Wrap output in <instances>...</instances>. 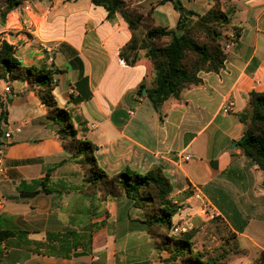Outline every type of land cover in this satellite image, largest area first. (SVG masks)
I'll return each instance as SVG.
<instances>
[{"label": "crops", "instance_id": "crops-1", "mask_svg": "<svg viewBox=\"0 0 264 264\" xmlns=\"http://www.w3.org/2000/svg\"><path fill=\"white\" fill-rule=\"evenodd\" d=\"M123 1L168 30L181 16L176 2L197 15L214 2ZM224 2L233 15L242 13L235 22ZM219 3L230 30L239 32L222 67L199 73V84L159 112L138 94L155 77L141 49L144 31L130 30L120 14L91 0L25 1L0 19V43L11 45L26 68L59 71L54 99L72 115L77 138L96 147L100 169L144 175L160 167L174 203L204 207L224 223L233 237L231 264H264V175L238 147L248 96L264 93V0ZM37 92L26 79L0 80V148L4 130L13 132L1 160L0 264H172L125 196L104 201L85 191L83 171ZM46 175L49 193L40 190Z\"/></svg>", "mask_w": 264, "mask_h": 264}, {"label": "trees", "instance_id": "trees-1", "mask_svg": "<svg viewBox=\"0 0 264 264\" xmlns=\"http://www.w3.org/2000/svg\"><path fill=\"white\" fill-rule=\"evenodd\" d=\"M25 1L29 0H0V8L3 12L1 21ZM165 1L172 2L162 0ZM91 2L104 7L110 15L120 14L130 30L144 31L141 49L146 51L155 77L151 87L147 89L142 85L138 94L146 97L158 112L165 101L170 98L176 99L183 90L199 84V73L217 72L223 65L224 52H221L220 47L214 43L218 36V28L229 25V18L228 14L222 11L219 0H214L203 15L187 10L184 18L180 16L174 30L156 26L149 12L142 14L130 8L123 0H91ZM174 8L181 9L175 4ZM188 16L197 19L195 28L206 33L209 40L207 43H200L194 38V28H187L186 25ZM234 32L239 36L238 30L235 29ZM133 44L132 42L128 49L134 51ZM135 62L134 58L131 63ZM172 71L176 72L174 78L171 77ZM58 74L59 71L45 67H24L15 56L14 48L4 41L0 43V80L26 79L38 89L37 94L47 108L48 119L57 126L58 138L68 144L72 161L83 171L85 191L98 194L104 201L125 196L132 208L142 211L144 216L142 223L146 227V233L154 247L160 253L167 255L166 261L173 263L176 261L175 258L181 261L180 258L183 257L182 264H210L208 259H203L194 251V233L184 232L175 235L176 229L173 231L172 218L180 207L172 202V186L160 167H154L144 175L129 169L108 175L100 169L94 157L96 147L90 142L77 138L78 132L71 124L72 115L68 110L57 106L53 90L55 77ZM248 105L250 115L240 118L245 125V132L238 147L264 175V93L251 92L248 96ZM47 183L48 175L40 183L42 192H50ZM224 227L229 233L225 225Z\"/></svg>", "mask_w": 264, "mask_h": 264}, {"label": "rangeland", "instance_id": "rangeland-1", "mask_svg": "<svg viewBox=\"0 0 264 264\" xmlns=\"http://www.w3.org/2000/svg\"><path fill=\"white\" fill-rule=\"evenodd\" d=\"M236 4L237 1L233 3V6ZM230 8L231 7H229L228 3L224 2L223 10L226 11L230 16V19L235 22V19L242 16V13L236 12V14L233 15ZM196 21L197 19L194 18V16H188L186 22L187 28H194L193 36L196 40H198V42L207 43L209 40L206 33L195 28ZM234 39L235 32L233 30L231 31L227 25L222 28H218V36L214 44H217L220 47V51L224 52L226 48L232 45ZM149 69L153 72L151 65ZM174 205L180 207L172 218L173 231H175V229L177 230L175 235L184 232L194 233V251L198 252L203 259H208L210 264H225L222 259L224 256H227L226 263L231 264L234 262L236 256L230 255V253L234 250V246L232 245V242H230L232 237L226 231L220 220L208 215L204 207H201L202 212H200V209L196 210L193 207L190 208L188 205H180L179 203H174ZM175 259L176 261H173L172 264H182V260L184 258L181 257V261L179 258Z\"/></svg>", "mask_w": 264, "mask_h": 264}, {"label": "built area", "instance_id": "built-area-1", "mask_svg": "<svg viewBox=\"0 0 264 264\" xmlns=\"http://www.w3.org/2000/svg\"><path fill=\"white\" fill-rule=\"evenodd\" d=\"M25 10H27V8H25ZM2 14H3V12H2V9L0 8V19L2 18ZM43 49L47 53L50 52V49H48L46 47H43ZM4 92L5 93H9V88L6 87L4 89ZM224 112H227V109H224ZM130 114L132 115V113H130ZM14 132L17 133V132H19V130L18 129H15ZM12 134H13L12 131H10V130H4V133H3L4 143H3L2 147L0 148V175L3 174V168L1 167V160L3 158V150H4L3 147H5V145L8 144L11 141ZM185 160L188 161L189 160V157H187ZM194 197H195V199H199L198 194L194 195Z\"/></svg>", "mask_w": 264, "mask_h": 264}, {"label": "water", "instance_id": "water-1", "mask_svg": "<svg viewBox=\"0 0 264 264\" xmlns=\"http://www.w3.org/2000/svg\"><path fill=\"white\" fill-rule=\"evenodd\" d=\"M176 5L178 6L179 5V3L178 2H176ZM185 13H186V9L185 8H181L180 9V15L184 18V16H185ZM176 76V72H174V71H172L171 72V77H175ZM143 93H144V91H143ZM234 147H235V145H233Z\"/></svg>", "mask_w": 264, "mask_h": 264}]
</instances>
